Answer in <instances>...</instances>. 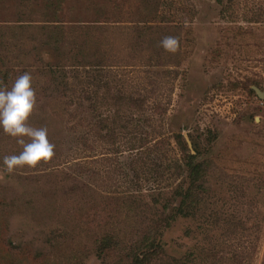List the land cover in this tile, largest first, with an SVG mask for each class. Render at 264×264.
I'll return each mask as SVG.
<instances>
[{
    "label": "rangeland",
    "instance_id": "obj_1",
    "mask_svg": "<svg viewBox=\"0 0 264 264\" xmlns=\"http://www.w3.org/2000/svg\"><path fill=\"white\" fill-rule=\"evenodd\" d=\"M24 72L55 149L9 173L0 131V264H104L97 237L149 230L165 264H264V0H0V87Z\"/></svg>",
    "mask_w": 264,
    "mask_h": 264
},
{
    "label": "clouds",
    "instance_id": "obj_2",
    "mask_svg": "<svg viewBox=\"0 0 264 264\" xmlns=\"http://www.w3.org/2000/svg\"><path fill=\"white\" fill-rule=\"evenodd\" d=\"M176 43L175 37L166 36L160 45L171 51ZM35 105L36 92L30 72L16 76L10 87H0V131L22 146L19 153L2 158V166L9 173L24 167L36 168L54 155L55 145L49 140L47 128L29 123Z\"/></svg>",
    "mask_w": 264,
    "mask_h": 264
},
{
    "label": "trees",
    "instance_id": "obj_3",
    "mask_svg": "<svg viewBox=\"0 0 264 264\" xmlns=\"http://www.w3.org/2000/svg\"><path fill=\"white\" fill-rule=\"evenodd\" d=\"M46 72V71H45ZM97 76L101 77L100 71L97 70ZM95 79V77H94ZM68 85H66L65 89H67ZM66 91V90H65ZM140 106L143 104V101L139 102ZM103 121L100 122L102 124ZM205 163L203 161H196V156L190 154L187 158V167L188 171L190 173V184L191 186L186 191L184 198L185 200H189L188 207L194 208V205L197 204L199 199L198 187L197 183L199 182L201 176L204 175L206 168ZM189 210V209H188ZM173 211V209H172ZM176 213H174L169 220L176 219L177 216L182 217H189L190 211H186L184 209V204L182 203L177 209H174ZM153 224H156L158 227V223L155 222ZM160 226L162 224L159 222ZM166 226V225H165ZM156 233V236L162 235L159 231H151L149 230L144 234L142 239L140 241L132 242L130 247L126 249L122 248L120 249V241L116 235V233H105L101 238H96V243L99 244V256L105 259L104 264L107 263V258L110 257L112 252H118L121 250L119 260L116 261L113 264H163V260L167 257L165 254V251L161 245V243L158 242L156 236L154 235ZM173 262H178L177 260H173ZM165 264V263H164Z\"/></svg>",
    "mask_w": 264,
    "mask_h": 264
},
{
    "label": "water",
    "instance_id": "obj_4",
    "mask_svg": "<svg viewBox=\"0 0 264 264\" xmlns=\"http://www.w3.org/2000/svg\"><path fill=\"white\" fill-rule=\"evenodd\" d=\"M256 92L258 93V95L260 96V97H264V94L261 92V91H259L258 89H256ZM191 146V145H190Z\"/></svg>",
    "mask_w": 264,
    "mask_h": 264
}]
</instances>
